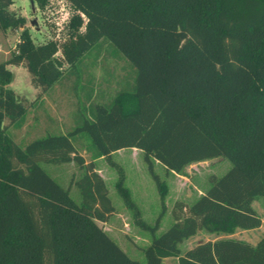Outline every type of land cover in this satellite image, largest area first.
I'll return each instance as SVG.
<instances>
[{
  "label": "trees",
  "instance_id": "16d2710c",
  "mask_svg": "<svg viewBox=\"0 0 264 264\" xmlns=\"http://www.w3.org/2000/svg\"><path fill=\"white\" fill-rule=\"evenodd\" d=\"M34 1L43 8L48 0ZM65 1L73 10L66 36L34 43L25 18L9 8L13 1L0 0V29L22 27L13 52L0 61V264H163L170 257L176 264H264V234L254 244L225 236L180 247L199 230L229 234L261 224L252 202L264 198V0ZM102 42L130 62L124 86L109 97L82 86L84 104L72 127L15 142L9 126L20 127L28 105L65 69L82 66L92 51L98 55ZM8 64L27 68L37 89L33 101L8 86ZM122 148L142 151L156 185L161 210L152 225L111 157ZM218 156L230 161L229 169L211 175L190 204L176 200L172 223L156 234L167 185L153 160L180 173ZM98 158L115 169L114 188L133 223L150 233L144 262L97 224L115 212L95 170ZM39 162L76 163L79 202Z\"/></svg>",
  "mask_w": 264,
  "mask_h": 264
},
{
  "label": "rangeland",
  "instance_id": "374dc122",
  "mask_svg": "<svg viewBox=\"0 0 264 264\" xmlns=\"http://www.w3.org/2000/svg\"><path fill=\"white\" fill-rule=\"evenodd\" d=\"M12 1L9 8L25 18L24 27L28 29L34 43L66 36L73 10L65 0H48L43 8H39L34 0ZM21 28L16 31L0 29V61L8 58L13 52L19 40ZM99 49L98 55L96 50L88 53L89 56L83 59L82 66L78 65L71 71L65 69L64 66L66 71L61 80L43 94L41 100L34 105H28L21 126H9L8 130L15 142L25 144L45 132H64L72 127L75 114L82 110L84 104L83 96L86 93L82 92V86L92 87L93 94L103 95V97L111 96L119 87L124 86L126 79L129 80L131 77L130 62L122 55L117 56V53L106 42H102ZM7 68L11 71V81L8 86L18 96L24 98L26 103L33 101L37 89L31 84V75L27 68L24 65L11 64H8ZM129 83L130 81L127 84ZM87 104L88 101H85L86 106ZM84 143L81 139L76 141L85 161H88L89 154L83 148ZM140 153L129 148H122L114 154L113 159L118 161L126 171L124 184L131 190L132 199L139 208L141 218L152 225L160 213L161 205L156 185ZM39 165L59 185L64 188L68 187L71 198L79 202L80 194L73 180L82 174V170L76 163L39 162ZM97 166L105 167L103 168L106 171L105 184L108 196L115 208V212L106 222L97 221V224L130 258L144 262L143 248L150 241V233L133 223L131 212L124 206L121 197L116 192L114 188L115 169L111 166L110 168L103 158L97 159ZM230 166L231 163L227 158L218 156L189 163L180 173L169 174L167 172L164 174L162 165L158 164L155 171L159 178L165 181L169 192L164 199L165 211L160 216L156 234L163 232L172 223L171 207L176 200L190 204L208 188L211 175L220 176ZM252 205L261 217L259 227L235 229L229 234L199 230L196 235L182 241L180 247L185 248L205 239L225 236L243 239L254 244L264 234V198H256ZM163 264H176V259L165 258Z\"/></svg>",
  "mask_w": 264,
  "mask_h": 264
},
{
  "label": "crops",
  "instance_id": "0c3cea01",
  "mask_svg": "<svg viewBox=\"0 0 264 264\" xmlns=\"http://www.w3.org/2000/svg\"><path fill=\"white\" fill-rule=\"evenodd\" d=\"M0 51H1V49H0ZM129 149H131V150H135V152H141L140 154H142V151L141 150H139V149H136V148H129ZM119 150V149H118ZM118 150H116V151H114V152H112V154H111V157H112V159H113V157H114V154L118 151ZM99 159V158H98ZM114 160V159H113ZM114 161H116V160H114ZM106 162V161H105ZM118 164H120L118 161H116ZM158 164H160L158 161H156V160H153V169H154V171H155V167L158 165ZM120 166L123 168V170H124V183H125V180H126V176H127V174H126V171H125V169H124V167L120 164ZM110 167V166H109ZM163 167V166H162ZM103 168H105V167H103ZM103 168H101V167H99V166H97V159L95 160V170L101 175V177H102V179L104 180V182L106 183V179H105V173H106V171H105V169H103ZM111 168V167H110ZM163 169H164V167H163ZM105 171V172H104ZM164 174H166L167 172H169V174H176V173H174V172H172V171H166L165 169H164ZM156 172V171H155ZM115 178H116V172L114 173V181H115ZM125 185V184H124ZM127 187V186H126ZM128 188V187H127ZM128 190H129V192H130V195H131V198H132V193H131V190L128 188ZM169 191L167 190V193H168ZM167 193H166V195H167ZM134 201V200H133ZM199 232V231H198ZM197 234V233H196ZM195 234V235H196ZM189 238H187L186 240H188ZM207 240H214V239H205L204 241H207ZM197 243H199V242H197ZM196 244V243H195ZM194 245V244H193ZM193 245H189V246H187V247H185V248H182V250H184V249H186V248H189V247H191V246H193ZM176 259V258H175ZM164 260V259H163Z\"/></svg>",
  "mask_w": 264,
  "mask_h": 264
}]
</instances>
